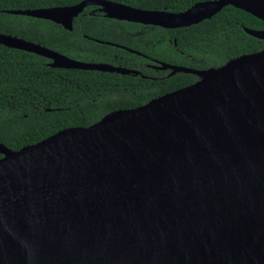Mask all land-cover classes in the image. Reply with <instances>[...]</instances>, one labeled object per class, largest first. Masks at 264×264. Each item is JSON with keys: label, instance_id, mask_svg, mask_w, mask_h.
<instances>
[{"label": "water", "instance_id": "1", "mask_svg": "<svg viewBox=\"0 0 264 264\" xmlns=\"http://www.w3.org/2000/svg\"><path fill=\"white\" fill-rule=\"evenodd\" d=\"M168 30L231 6L264 22V0H211L181 13L107 0L9 11L72 32L86 8ZM245 32L264 41V31ZM54 69L139 76L0 33ZM199 80L13 151L0 144V264H264V49L218 68L158 65Z\"/></svg>", "mask_w": 264, "mask_h": 264}, {"label": "trees", "instance_id": "2", "mask_svg": "<svg viewBox=\"0 0 264 264\" xmlns=\"http://www.w3.org/2000/svg\"><path fill=\"white\" fill-rule=\"evenodd\" d=\"M81 1L0 0V33L75 60L138 70L147 78L54 69L42 57L0 45V144L13 151L67 128L89 127L111 112L141 107L197 81L192 75L168 77L166 72L148 69L143 56L107 43L195 70L218 68L231 59L264 49L263 41L244 31H264V22L231 6L211 20L178 30L108 20L100 13L90 15L95 7L87 8L74 20L72 32L50 21L7 13L67 7ZM112 1L140 10L180 13L205 0Z\"/></svg>", "mask_w": 264, "mask_h": 264}, {"label": "flooded vegetation", "instance_id": "3", "mask_svg": "<svg viewBox=\"0 0 264 264\" xmlns=\"http://www.w3.org/2000/svg\"><path fill=\"white\" fill-rule=\"evenodd\" d=\"M83 1H85V0H83ZM107 1H110V2H114V3H118V2H115V1H112V0H107ZM205 1H211V0H205ZM205 1H201V2H205ZM82 2V1H81ZM201 2H198V3H201ZM198 3H196V4H198ZM119 4H122V3H119ZM195 4V5H196ZM123 5H125V4H123ZM127 6V5H126ZM91 7H95V9H93L91 12H90V15H95L96 13H100V14H102L106 19H108V20H115V19H109V18H107V16H106V14L105 13H102L100 10H99V7H97V6H91ZM130 7V6H129ZM193 7V6H192ZM191 7V8H192ZM88 8H90V7H88ZM133 8V7H132ZM87 9V8H86ZM85 9V10H86ZM135 9H137V8H135ZM84 10V11H85ZM189 10V9H188ZM224 10V9H223ZM222 10V11H223ZM148 11H151V10H148ZM152 11H158V10H152ZM187 11V10H186ZM221 11V12H222ZM168 12V11H167ZM185 12V11H184ZM220 12V13H221ZM84 13V12H83ZM82 13V14H83ZM171 13H174V12H171ZM181 13V12H180ZM218 15V14H217ZM216 15V16H217ZM215 17V16H214ZM77 19V18H76ZM211 20V19H210ZM116 21H119V20H116ZM207 21V20H206ZM119 22H126V21H119ZM204 22V21H203ZM127 23H130V22H127ZM133 24H136V23H133ZM139 25H141V24H139ZM199 25V24H198ZM143 26H145V25H143ZM195 26V25H194ZM153 27H155V26H153ZM192 27V26H191ZM187 28H189V27H187ZM163 29V28H162ZM180 29H183V28H180ZM245 29V28H244ZM247 29H249V28H247ZM166 30H168V29H166ZM175 30H178V29H175ZM250 30H253V29H250ZM245 31V30H244ZM257 31H263V30H257ZM246 33V32H245ZM247 34V33H246ZM252 37V36H251ZM254 38V37H253ZM256 39V38H255ZM258 40V39H257ZM98 43H101V44H104L103 42H100V41H97ZM264 42V41H263ZM35 44V43H34ZM108 45H111V46H115V47H117V48H121V49H123V50H126V51H128V52H130V53H132V54H136V55H139V56H143L144 58H145V60H146V62H145V67L146 68H148V69H151V70H154V71H156V72H166V73H168V77H172V76H170V73H171V71L170 70H168V71H161V70H155V69H153L152 67L153 66H158V65H162V64H166V65H172V64H168V63H165V62H159V61H156V60H153V59H150V58H148L147 56H144V55H142L141 53H139V52H137V51H134V50H132V49H129V48H126V47H121V46H118V45H114V44H111V43H107ZM176 44V43H175ZM39 45V44H38ZM40 46H42V45H40ZM44 47V46H43ZM47 48V47H46ZM48 49H50V48H48ZM50 50H52V49H50ZM53 51H55V50H53ZM55 52H57V51H55ZM58 53H60V52H58ZM61 54V53H60ZM62 55H64V54H62ZM66 56V55H65ZM40 57V56H39ZM68 57V56H67ZM70 58V57H69ZM45 59V58H44ZM71 59H73V58H71ZM46 60H48V59H46ZM73 60H75V59H73ZM49 62H48V64L47 65H49L50 63H51V61L50 60H48ZM76 61H79V60H76ZM80 62H83V61H80ZM84 63H93V64H108V63H94V62H84ZM226 64V63H225ZM108 65H112V64H108ZM112 66H115V65H112ZM174 66H178V65H174ZM116 67H123V66H116ZM180 67H182V66H180ZM123 68H126V67H123ZM186 68V67H185ZM128 69V68H127ZM188 69H191V68H188ZM210 69V68H209ZM130 70H133V69H130ZM195 70V69H194ZM204 70H206V69H204ZM140 73H141V75H139V76H142L143 78H147L146 76H144L143 74H142V72L140 71ZM179 74H183V73H179ZM175 75H177V74H175ZM175 75H173V76H175ZM187 75H191V74H187ZM130 76V75H129ZM132 76H134V75H132ZM192 76H194V75H192ZM196 78H197V81L199 80V78L197 77V76H195ZM196 81V82H197ZM194 84V83H193ZM185 88V87H184ZM182 89V88H181ZM165 95V94H164ZM163 96V95H162ZM2 157V156H1ZM1 159V158H0Z\"/></svg>", "mask_w": 264, "mask_h": 264}]
</instances>
